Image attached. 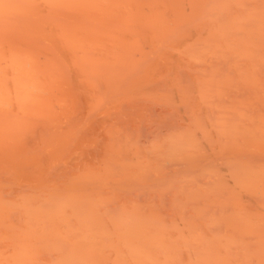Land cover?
Returning <instances> with one entry per match:
<instances>
[{"label":"bare ground","instance_id":"1","mask_svg":"<svg viewBox=\"0 0 264 264\" xmlns=\"http://www.w3.org/2000/svg\"><path fill=\"white\" fill-rule=\"evenodd\" d=\"M0 264H264V0H0Z\"/></svg>","mask_w":264,"mask_h":264}]
</instances>
